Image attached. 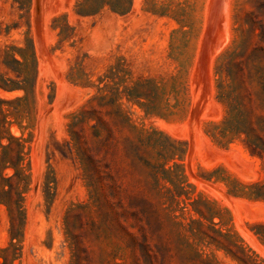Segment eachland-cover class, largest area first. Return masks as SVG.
<instances>
[{
    "label": "rangeland",
    "instance_id": "obj_1",
    "mask_svg": "<svg viewBox=\"0 0 264 264\" xmlns=\"http://www.w3.org/2000/svg\"><path fill=\"white\" fill-rule=\"evenodd\" d=\"M0 124V264H264V0H0Z\"/></svg>",
    "mask_w": 264,
    "mask_h": 264
},
{
    "label": "trees",
    "instance_id": "obj_2",
    "mask_svg": "<svg viewBox=\"0 0 264 264\" xmlns=\"http://www.w3.org/2000/svg\"><path fill=\"white\" fill-rule=\"evenodd\" d=\"M1 86L5 89H11V87H9L7 85V83H3L1 84ZM12 114V113H11ZM77 116H75L76 118ZM78 119V117H77ZM3 125L0 124V168L1 169H5L7 167H12L14 168L16 171L14 173V175H17L18 173V170H17V167H18V163H16L15 161H13L11 158H12V153L15 151V157H17L18 159L20 158V153H21V147H20V144L17 142L16 145L18 147V149L16 150V148L14 147V145L12 144V141H17V138H15L14 136L12 135H9V136H5L3 135V132H2V127ZM7 138L8 142L7 144H2L1 143V140L3 138ZM11 190H6L3 188V185H1V188H0V194H4V195H8L10 194ZM0 202L4 203L7 207H8V210L13 211V204L11 202V200L9 201H5L4 199H0Z\"/></svg>",
    "mask_w": 264,
    "mask_h": 264
},
{
    "label": "bare ground",
    "instance_id": "obj_3",
    "mask_svg": "<svg viewBox=\"0 0 264 264\" xmlns=\"http://www.w3.org/2000/svg\"><path fill=\"white\" fill-rule=\"evenodd\" d=\"M230 3V2H229ZM230 5V4H229ZM229 5H228V7H229ZM42 31V30H41ZM218 42V41H217ZM206 69H207V67H206ZM199 73H200V71H199Z\"/></svg>",
    "mask_w": 264,
    "mask_h": 264
}]
</instances>
